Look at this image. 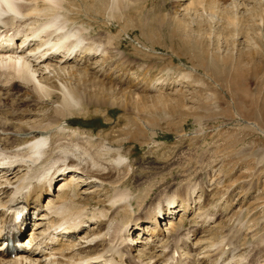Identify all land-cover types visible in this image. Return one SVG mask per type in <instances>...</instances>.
<instances>
[{"label": "rangeland", "instance_id": "rangeland-1", "mask_svg": "<svg viewBox=\"0 0 264 264\" xmlns=\"http://www.w3.org/2000/svg\"><path fill=\"white\" fill-rule=\"evenodd\" d=\"M188 2L56 0L49 16L64 19L67 43L80 39L97 56L72 80L62 76L74 100L49 89L19 96L13 86L0 95V122H9V132L24 122L60 127L67 133L54 134L59 147L109 160L119 172L116 183L88 189L95 194L70 207L99 222L84 233L103 232L107 218L119 228L183 198L194 208L173 225L196 231L198 245L211 249L202 264H264V0ZM13 140H0V149ZM117 194L131 210L120 206L114 216L109 201ZM117 235L111 244L125 264ZM132 255L143 259L142 251Z\"/></svg>", "mask_w": 264, "mask_h": 264}, {"label": "bare ground", "instance_id": "bare-ground-1", "mask_svg": "<svg viewBox=\"0 0 264 264\" xmlns=\"http://www.w3.org/2000/svg\"><path fill=\"white\" fill-rule=\"evenodd\" d=\"M192 1L189 0V7ZM55 2L0 0V95H10L9 91L14 86L21 88L15 90L19 96L49 89L50 93L61 94L68 103L74 100H71L61 78H71L85 71L86 61L96 53L80 39L67 43L71 31L66 32L62 28L64 19L57 13L49 16ZM44 17V22L39 23ZM12 22H17L18 27L14 26L17 29L6 33ZM70 78L69 81L73 79ZM14 127H17L16 131L9 132V122H0L1 141L17 138L8 151L7 148L0 149V264H122L116 251L119 248L111 244L115 233L120 236L117 246L125 251L122 256L125 264L134 259L140 264H181L189 255L187 264H202L209 256L211 249L199 246L201 241L195 239L196 231L189 235V232L173 225L175 215L191 212L194 206L190 204L194 205V200L169 198L145 213L135 215L130 222L121 223L119 228L113 229L115 223L107 218L100 224L104 227L103 232L84 233L91 226L99 227V222L92 218L87 220L83 211L81 215V211H71L70 207L81 200L82 195L91 197L95 191L88 189L94 186L102 189L106 181L116 183L120 178L119 172L112 169L109 160L100 162L75 148L59 147V142L56 143L58 138L56 141L53 139L57 131L61 136L65 134L66 131L60 127L55 129L49 124L33 122L17 123ZM116 160L122 161L120 158ZM46 189L49 192L44 195ZM109 202L114 216L120 209L131 210L122 194L113 196ZM177 202L180 203L176 205ZM14 212L20 213L22 218L15 223L14 230L9 231L8 222ZM98 213L103 217L102 211ZM162 221L166 223L165 228H161ZM132 223H135L133 230L130 227ZM15 228L18 235L13 240V249L9 250L5 246ZM28 231H31L29 237L23 240ZM135 234L145 235V242H138L133 238ZM157 247H160V254L156 253ZM134 251H142L143 259L134 257Z\"/></svg>", "mask_w": 264, "mask_h": 264}]
</instances>
